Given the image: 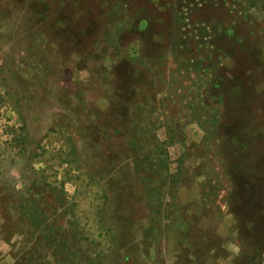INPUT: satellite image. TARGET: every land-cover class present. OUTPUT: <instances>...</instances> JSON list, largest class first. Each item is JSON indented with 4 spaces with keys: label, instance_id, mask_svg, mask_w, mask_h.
<instances>
[{
    "label": "rangeland",
    "instance_id": "1",
    "mask_svg": "<svg viewBox=\"0 0 264 264\" xmlns=\"http://www.w3.org/2000/svg\"><path fill=\"white\" fill-rule=\"evenodd\" d=\"M0 264H264V0H0Z\"/></svg>",
    "mask_w": 264,
    "mask_h": 264
}]
</instances>
